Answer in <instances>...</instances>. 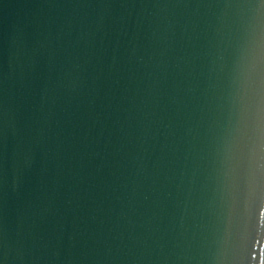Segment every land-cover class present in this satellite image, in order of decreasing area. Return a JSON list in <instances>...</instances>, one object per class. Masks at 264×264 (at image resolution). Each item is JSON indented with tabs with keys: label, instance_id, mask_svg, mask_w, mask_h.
Returning <instances> with one entry per match:
<instances>
[{
	"label": "water",
	"instance_id": "1",
	"mask_svg": "<svg viewBox=\"0 0 264 264\" xmlns=\"http://www.w3.org/2000/svg\"><path fill=\"white\" fill-rule=\"evenodd\" d=\"M0 264H264L261 0H0Z\"/></svg>",
	"mask_w": 264,
	"mask_h": 264
},
{
	"label": "snow or ice",
	"instance_id": "2",
	"mask_svg": "<svg viewBox=\"0 0 264 264\" xmlns=\"http://www.w3.org/2000/svg\"><path fill=\"white\" fill-rule=\"evenodd\" d=\"M261 4L264 5V0H261Z\"/></svg>",
	"mask_w": 264,
	"mask_h": 264
}]
</instances>
